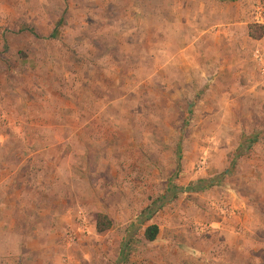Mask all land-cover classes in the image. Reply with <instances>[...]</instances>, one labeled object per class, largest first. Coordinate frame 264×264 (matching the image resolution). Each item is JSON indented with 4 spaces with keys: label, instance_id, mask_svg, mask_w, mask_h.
I'll use <instances>...</instances> for the list:
<instances>
[{
    "label": "rangeland",
    "instance_id": "obj_1",
    "mask_svg": "<svg viewBox=\"0 0 264 264\" xmlns=\"http://www.w3.org/2000/svg\"><path fill=\"white\" fill-rule=\"evenodd\" d=\"M231 2L0 0V166L29 180L0 186V264H261L264 86L217 33Z\"/></svg>",
    "mask_w": 264,
    "mask_h": 264
},
{
    "label": "crops",
    "instance_id": "obj_2",
    "mask_svg": "<svg viewBox=\"0 0 264 264\" xmlns=\"http://www.w3.org/2000/svg\"><path fill=\"white\" fill-rule=\"evenodd\" d=\"M224 6H228V12H226V15L224 16L222 22H220L216 27H219L218 34L223 36L224 39H227L229 42V45L234 48L237 53H240V51L249 50V54H247V57H250V62L254 68V70L257 71L260 84L264 86V36L261 39H253L250 37L249 32V25L254 24L259 26H263L264 28V0H237L235 2H231L230 4H225ZM224 29V30H222ZM264 94V92H263ZM41 127L43 125L41 124ZM59 127V126H58ZM67 127V126H66ZM70 128V127H67ZM73 128L70 129L69 135L65 138V140L61 141H54V140H47L48 142V148L43 150H38L35 153H31L30 156L24 155V153H21L22 157V163L27 162V160L30 157H35L36 159L41 158L42 160H45L48 164L49 157H52L53 155L49 154L47 151H51L54 148H59L63 146L64 148L69 146L70 142H77L76 138L77 136L73 132ZM75 131V130H74ZM37 137V136H36ZM42 137H37L36 139L31 137H27L24 141L27 140L28 145H33L39 143V141ZM7 140V138H6ZM78 140V138H77ZM53 141V142H52ZM41 142V141H40ZM55 142V143H54ZM79 142V141H78ZM46 151V152H45ZM8 160H5V162L0 166V172H3L4 179L0 180V186L2 187L7 186L10 188V191H15V188H12L16 185L21 184L22 190L25 189V186L29 184V180L25 178L24 182H16L13 180V172H12V164L7 163ZM54 169L52 170L54 172L53 176H57V179L59 178L60 174V168L57 166H53ZM38 169L36 170V172ZM44 171V170H43ZM43 171H39L40 173ZM38 172V173H39ZM58 183V182H56ZM35 186V190L32 194L28 195L27 197L30 198L28 203V207H35L37 211L39 212V216L41 221L38 222V218L34 219L32 221L29 220V226L32 225V229L38 227L41 231V236L46 237L54 236L53 231L55 228V224H57V221L59 217L62 215L60 210H58V207L56 206L54 199L48 198V189L50 191H55V182L50 185L49 187L45 186L44 183L41 181L39 182H31V186ZM26 189L27 186H26ZM26 197V198H27ZM25 211V209H23ZM30 211V210H29ZM43 222V228L41 226ZM51 225L47 223H50ZM27 227V226H26ZM264 247H262L263 249ZM261 264H264V251H262V260Z\"/></svg>",
    "mask_w": 264,
    "mask_h": 264
},
{
    "label": "trees",
    "instance_id": "obj_3",
    "mask_svg": "<svg viewBox=\"0 0 264 264\" xmlns=\"http://www.w3.org/2000/svg\"><path fill=\"white\" fill-rule=\"evenodd\" d=\"M220 1L231 2L235 0H220ZM249 32H250V37L256 40L261 39L264 36L263 26L250 25ZM112 226L113 223L107 215H103V214L98 215L96 221V230L99 234H103L110 231ZM158 234H159V227L157 225H152L146 229L144 236L148 242L152 243L157 240Z\"/></svg>",
    "mask_w": 264,
    "mask_h": 264
},
{
    "label": "built area",
    "instance_id": "obj_4",
    "mask_svg": "<svg viewBox=\"0 0 264 264\" xmlns=\"http://www.w3.org/2000/svg\"><path fill=\"white\" fill-rule=\"evenodd\" d=\"M259 25V24H258Z\"/></svg>",
    "mask_w": 264,
    "mask_h": 264
}]
</instances>
